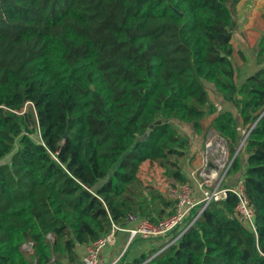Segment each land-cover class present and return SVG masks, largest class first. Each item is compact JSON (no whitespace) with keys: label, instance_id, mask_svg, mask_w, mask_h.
<instances>
[{"label":"trees","instance_id":"1","mask_svg":"<svg viewBox=\"0 0 264 264\" xmlns=\"http://www.w3.org/2000/svg\"><path fill=\"white\" fill-rule=\"evenodd\" d=\"M239 2L0 0V264H80L79 247L128 214L172 215L147 175L194 183L172 121L203 137L207 118L234 146L252 128L227 174L243 172L256 232L229 192L165 251L128 248L115 264H264V66L236 73Z\"/></svg>","mask_w":264,"mask_h":264},{"label":"built area","instance_id":"2","mask_svg":"<svg viewBox=\"0 0 264 264\" xmlns=\"http://www.w3.org/2000/svg\"><path fill=\"white\" fill-rule=\"evenodd\" d=\"M251 129L244 132L239 144L235 146L233 156L229 142L213 129L206 131L204 144L199 145L196 141H191V153L196 155L195 159L199 162L190 174L194 183L185 181L166 189L169 197L176 201L172 215L154 223L139 215L128 214L124 225L113 224L107 235L86 246L80 264H98L103 249L116 242L119 232L129 234L128 244L137 237L149 240L156 250L153 255L155 256L165 251L187 232L211 202L226 199L229 192L238 197L235 216L246 227L256 232L255 209L250 203L243 179L235 185H224L228 170L238 153L244 149ZM196 188L199 189L201 196L197 195Z\"/></svg>","mask_w":264,"mask_h":264},{"label":"crops","instance_id":"3","mask_svg":"<svg viewBox=\"0 0 264 264\" xmlns=\"http://www.w3.org/2000/svg\"><path fill=\"white\" fill-rule=\"evenodd\" d=\"M238 25L232 36L233 55L232 61L237 75L243 80L256 72L264 63H259L258 55L260 45L264 40V0H240L237 5ZM222 100V99H221ZM224 106H231L227 102ZM241 122L240 117H237ZM211 118L203 120V129L210 130L209 124ZM243 133V130H242ZM202 145L201 143H198ZM230 151L231 148H230ZM244 154V153H243ZM246 157V154H244ZM244 157V158H245ZM243 178V172L237 174H227L225 186L235 185ZM197 195L201 196L199 189L196 188ZM127 232H119L116 236V242L106 246L99 258L98 264H115L122 254L129 248L133 247L132 255L137 251H146L150 248V242L142 237L128 244ZM86 246H80L79 252L82 256L85 253ZM126 249V250H125ZM138 252V253H139Z\"/></svg>","mask_w":264,"mask_h":264},{"label":"rangeland","instance_id":"4","mask_svg":"<svg viewBox=\"0 0 264 264\" xmlns=\"http://www.w3.org/2000/svg\"><path fill=\"white\" fill-rule=\"evenodd\" d=\"M211 91V95H212V98L216 99L217 102L221 101V98H219V96H217V92H215L214 90L210 89ZM217 96V97H216ZM224 108V107H223ZM173 124L175 126L176 129H178V131L185 135V136H189V138L191 139V141H196V143H201V144H204L205 140H206V136H201V135H196L194 130L192 129V127L184 124L183 122H181L180 120L178 119H174L173 121ZM33 138L36 139V140H40V137L38 134H34L33 135ZM233 152H232V156H233ZM196 158V155H192L191 153V149H190V153H189V156H188V159L187 160H181V164L183 166V168L188 171L189 174L192 173L193 169H195V165H198V160L195 159ZM223 171H221V175H222ZM161 175V172L160 170H151L149 171V174L147 175V178L149 179H152V182L154 184H156L159 189H161L164 193H166V189L170 186H173V185H169V183H167L162 177H160ZM192 176V175H191ZM177 184V183H176ZM139 239V238H137ZM136 239V240H137ZM138 241V240H137ZM26 248H30L31 247V244H26ZM150 249V248H149ZM148 249V250H149ZM130 250L132 251L133 250V247L130 248ZM139 251L136 250L135 253L138 254Z\"/></svg>","mask_w":264,"mask_h":264},{"label":"water","instance_id":"5","mask_svg":"<svg viewBox=\"0 0 264 264\" xmlns=\"http://www.w3.org/2000/svg\"><path fill=\"white\" fill-rule=\"evenodd\" d=\"M163 123V119H158L154 123L150 124L147 131L142 135L138 137V141H145L149 138L150 133L153 131L155 126L160 125ZM229 146L232 150V152L236 150L235 146L232 143H229ZM11 160V156L9 155L6 159L5 162H9Z\"/></svg>","mask_w":264,"mask_h":264}]
</instances>
